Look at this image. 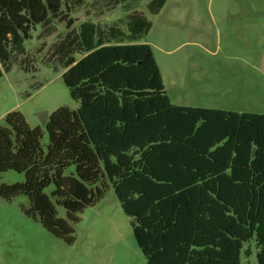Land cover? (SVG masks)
Listing matches in <instances>:
<instances>
[{"label": "trees", "instance_id": "1", "mask_svg": "<svg viewBox=\"0 0 264 264\" xmlns=\"http://www.w3.org/2000/svg\"><path fill=\"white\" fill-rule=\"evenodd\" d=\"M69 1L0 0V62ZM165 1L151 0L152 13ZM132 19L133 33L152 25ZM97 33L84 22L76 41L61 45L63 80L80 106L50 113L46 151L40 127L20 111L4 117L0 173L25 180L2 184L0 196L26 195L25 214L71 244V222L103 199L110 182L148 264H241L253 237L264 264V114L173 104L151 44H106ZM75 44L86 51L78 60ZM71 165L75 173L65 174Z\"/></svg>", "mask_w": 264, "mask_h": 264}, {"label": "rangeland", "instance_id": "2", "mask_svg": "<svg viewBox=\"0 0 264 264\" xmlns=\"http://www.w3.org/2000/svg\"><path fill=\"white\" fill-rule=\"evenodd\" d=\"M151 0H71L62 11L34 27L31 38L0 62V124L10 111H20L32 128L49 135L38 113L66 106L76 110L63 80L66 66L61 45L79 37L92 22L106 44H151L166 92L173 104L264 114V0H166L152 13ZM151 21L148 31L130 30L132 15ZM86 51L73 45L78 60ZM75 173L69 166L65 174ZM25 180L24 173H0V186ZM54 184L45 192L50 194ZM26 195L0 196V264H148L134 236L132 218L123 210L109 182L105 195L71 222L69 244L27 216ZM58 216L67 211L57 206ZM253 237L243 243L241 264H258Z\"/></svg>", "mask_w": 264, "mask_h": 264}, {"label": "water", "instance_id": "3", "mask_svg": "<svg viewBox=\"0 0 264 264\" xmlns=\"http://www.w3.org/2000/svg\"><path fill=\"white\" fill-rule=\"evenodd\" d=\"M49 115L50 113L47 110H42L38 113V116L44 125L47 123Z\"/></svg>", "mask_w": 264, "mask_h": 264}]
</instances>
